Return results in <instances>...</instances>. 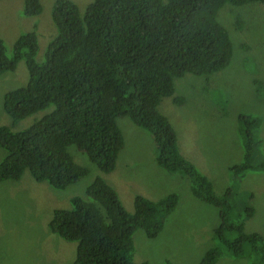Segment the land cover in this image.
Listing matches in <instances>:
<instances>
[{"label":"trees","instance_id":"16d2710c","mask_svg":"<svg viewBox=\"0 0 264 264\" xmlns=\"http://www.w3.org/2000/svg\"><path fill=\"white\" fill-rule=\"evenodd\" d=\"M256 2L264 5V0H92L81 14L73 0H55V33L44 38H49L45 61L36 60V24L17 36L12 57L0 39V74L14 71L20 60L28 72L25 86L3 95L4 112L13 122L39 113L21 131L0 125V181H17L27 170L36 182L63 190L88 173L80 154L101 171H113L124 143L116 118H125L152 137L158 167L187 179L197 199L218 209L213 233L219 245L200 264L223 255L264 264V233L244 228L255 211L252 204L239 212L231 185L217 193L215 181L182 152L174 127L158 110L161 99L173 95L175 79L187 73L209 79L228 64L232 43L217 22L218 10L226 3ZM41 12L40 0H24L21 15ZM239 116L234 135L242 154L230 153L237 161L228 168L235 186L248 172L264 170L258 131L263 115ZM177 203L175 193L155 200L135 194L128 210L115 188L96 177L65 205H53L48 228L76 243L72 264H135L134 233L141 229L148 239L156 238Z\"/></svg>","mask_w":264,"mask_h":264},{"label":"rangeland","instance_id":"374dc122","mask_svg":"<svg viewBox=\"0 0 264 264\" xmlns=\"http://www.w3.org/2000/svg\"><path fill=\"white\" fill-rule=\"evenodd\" d=\"M54 1L40 0L42 12L25 17L21 15L24 0H0V39L8 57H12L17 36L36 24V60L45 61L49 38H44L55 33L51 19ZM73 1L83 14L92 0ZM217 22L228 32L232 43L228 64L209 79L192 73L175 79L173 95L163 97L158 110L174 127L182 152L201 173L215 181V191L220 193L231 185L234 192L231 202L237 204L239 212L248 202L252 204L255 211L245 221V230L264 233V170L248 172L237 186L228 172L231 161H237L230 160V153L238 150L242 154L234 135L238 132L240 114L263 115L258 131L264 141V5L226 3L218 10ZM25 65L20 60L14 71L0 74V125L13 131L27 128L39 114L13 122L2 107L6 92L27 83ZM214 83L220 87H211ZM173 97L182 102H174ZM116 120L124 143L113 171H101L85 154H80L85 158L88 173L63 190L36 182L27 170L17 181H0V264H72L76 243L63 241L49 231L51 209L53 205H65V200L96 177L115 188L128 210L132 209L135 194L152 200L170 193L178 197L176 207L156 238L148 239L141 229L134 233L135 264L142 261L165 264L166 260L173 264H200L203 255L219 245L213 233L219 222L218 209L197 199L187 179L158 167L156 145L148 133L125 118ZM204 140L205 148H200ZM69 150L74 151V145ZM261 150L264 152V142ZM3 158L4 151L0 148V161ZM251 194L254 197L250 200ZM213 264H249V261L223 255Z\"/></svg>","mask_w":264,"mask_h":264},{"label":"clouds","instance_id":"9594fccd","mask_svg":"<svg viewBox=\"0 0 264 264\" xmlns=\"http://www.w3.org/2000/svg\"><path fill=\"white\" fill-rule=\"evenodd\" d=\"M256 3H258V2H256ZM229 4H230V3H229ZM259 25H260V24H259ZM244 48H247V46L244 45ZM230 58H231V57H230ZM117 157H118V156H117ZM116 160H117V158H116ZM116 160H115V162H114V169H115V166H116ZM114 169H113V170H114Z\"/></svg>","mask_w":264,"mask_h":264},{"label":"flooded vegetation","instance_id":"af4514ba","mask_svg":"<svg viewBox=\"0 0 264 264\" xmlns=\"http://www.w3.org/2000/svg\"><path fill=\"white\" fill-rule=\"evenodd\" d=\"M242 148V147H241Z\"/></svg>","mask_w":264,"mask_h":264}]
</instances>
